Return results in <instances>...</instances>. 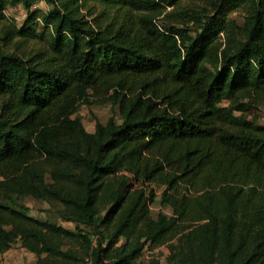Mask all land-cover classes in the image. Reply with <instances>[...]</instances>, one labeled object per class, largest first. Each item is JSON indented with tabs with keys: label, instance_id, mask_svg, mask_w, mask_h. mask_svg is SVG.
I'll return each mask as SVG.
<instances>
[{
	"label": "trees",
	"instance_id": "16d2710c",
	"mask_svg": "<svg viewBox=\"0 0 264 264\" xmlns=\"http://www.w3.org/2000/svg\"><path fill=\"white\" fill-rule=\"evenodd\" d=\"M17 7L0 27V253L264 264V0H0V21ZM81 106L111 116L90 133ZM152 185L170 215L151 214Z\"/></svg>",
	"mask_w": 264,
	"mask_h": 264
},
{
	"label": "rangeland",
	"instance_id": "374dc122",
	"mask_svg": "<svg viewBox=\"0 0 264 264\" xmlns=\"http://www.w3.org/2000/svg\"><path fill=\"white\" fill-rule=\"evenodd\" d=\"M34 8L46 12L49 8L43 3L39 2L34 5ZM5 20L0 21V27L3 26L6 21L12 20L16 26H21V23L25 20L27 14L24 9L21 7L11 8L4 13ZM252 117H256L259 124L264 125V106L257 109L255 112H251ZM78 116L81 118L84 128L88 132H93L95 118L101 122L105 123L107 119L111 116V109L108 106L103 107H92L81 106L77 112ZM116 117V116H115ZM155 193L154 201L150 205L151 214L155 217L158 213H163L165 215H170L171 210L160 205V196L162 193V188L157 185H152L149 187ZM28 210L30 215L40 219V220H49L52 223L58 225H66L65 222H62L57 216V208L51 209L49 205L44 202L36 201L31 198H24L20 201ZM67 226V225H66ZM71 228H74V224L70 225ZM168 255V249L165 246L156 248V250H145L141 261L139 264H167L166 257ZM25 261V256H23ZM35 262V261H34Z\"/></svg>",
	"mask_w": 264,
	"mask_h": 264
},
{
	"label": "crops",
	"instance_id": "0c3cea01",
	"mask_svg": "<svg viewBox=\"0 0 264 264\" xmlns=\"http://www.w3.org/2000/svg\"><path fill=\"white\" fill-rule=\"evenodd\" d=\"M65 224L67 226L66 225H60V226L69 230H73V228L70 227V225H72L71 223H65ZM23 256H25V261L23 260ZM34 261H35V255L26 251L23 248H20L19 246H15L4 253H0V264H34Z\"/></svg>",
	"mask_w": 264,
	"mask_h": 264
}]
</instances>
